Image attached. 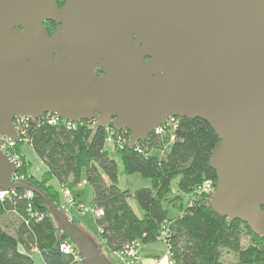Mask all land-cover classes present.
<instances>
[{"label": "water", "instance_id": "95a60500", "mask_svg": "<svg viewBox=\"0 0 264 264\" xmlns=\"http://www.w3.org/2000/svg\"><path fill=\"white\" fill-rule=\"evenodd\" d=\"M58 1L0 0V136L17 143L14 117L49 113L134 147L170 116L201 120L217 137L209 208L264 236V0ZM17 170L0 150V191L34 192ZM36 193L83 264H112Z\"/></svg>", "mask_w": 264, "mask_h": 264}, {"label": "trees", "instance_id": "16d2710c", "mask_svg": "<svg viewBox=\"0 0 264 264\" xmlns=\"http://www.w3.org/2000/svg\"><path fill=\"white\" fill-rule=\"evenodd\" d=\"M90 124L67 130L61 125L29 122L27 142L45 171L38 178L31 174V162L22 153L24 143L17 142L14 151L21 160L17 175L34 192L29 200L24 197L26 190H15L0 199V264H33L32 249L51 250L68 240L36 192L60 208V191L52 182L72 192L83 170L85 183L93 189L91 210L101 211L95 217L96 244L104 256L127 242L163 241L161 231L166 230L173 264H264V236L254 235L238 220L227 222L217 216L208 206V196L193 193L204 180L215 184L208 158L217 137L207 123L181 118L175 140L164 154L156 150L148 153L146 149L157 146L150 137L130 147L127 132L121 149L110 147L118 154L125 175L138 174L151 182L150 187L132 193L142 217L129 205L128 191L117 186L118 167L109 156L105 129L91 128ZM175 179L176 194L171 188ZM181 195L191 204H183Z\"/></svg>", "mask_w": 264, "mask_h": 264}, {"label": "built area", "instance_id": "2783aa9c", "mask_svg": "<svg viewBox=\"0 0 264 264\" xmlns=\"http://www.w3.org/2000/svg\"><path fill=\"white\" fill-rule=\"evenodd\" d=\"M180 119L179 117L170 116L165 119L164 123L160 124L158 127L153 129L152 133L148 135L147 140L149 137L151 139H154L157 142V146H151L149 149H146L149 153V151L156 150L160 152L161 154H164L165 151L168 149V147L174 142L176 137V132L180 128ZM35 121L36 124H45L48 126H62L66 128L67 130H74L77 125H83L89 122L90 127L94 128L95 124L93 121H80L78 123H74L71 121L63 120L59 117H57L54 114H43L39 118H31V117H14L12 120V127L17 134L19 141H23L24 144L28 145L27 138H26V130L28 128L29 122ZM106 131V137H105V144L111 145L116 149H121L122 146L126 143V131L124 130H116L114 127L109 126L105 128ZM129 139V138H128ZM146 140V141H147ZM18 141V142H19ZM16 142L13 140L8 139L7 137L0 136V150L7 156L8 160L17 168L21 165V160L19 155L14 151ZM138 152H141L139 148L137 149ZM20 179H22L21 176L17 175V172L11 175V180L13 182H20ZM214 190V183L212 180L207 179L204 180L200 185H198L193 193L198 195H204L209 196L210 193H212ZM14 194V191H0V199H2L4 196ZM24 197L26 200H29L32 198V192L27 191L24 194ZM188 204H191L189 201ZM73 200L71 193L68 190H64L63 192V199L60 204V208L63 211H66L70 209L71 206H73ZM29 207V205H28ZM93 212V211H92ZM95 217L101 215V211L93 212ZM161 237L164 238L163 242L166 245V230L161 231ZM137 242L131 241L125 243L119 250L113 251L112 255L116 259L117 264H138L139 257L137 253ZM167 247V245H166ZM59 250L64 254L69 255H77V250L75 249L74 245L69 241L66 240L59 245ZM168 250V247H167ZM169 254V252H168ZM171 264H173L171 262Z\"/></svg>", "mask_w": 264, "mask_h": 264}, {"label": "rangeland", "instance_id": "374dc122", "mask_svg": "<svg viewBox=\"0 0 264 264\" xmlns=\"http://www.w3.org/2000/svg\"><path fill=\"white\" fill-rule=\"evenodd\" d=\"M23 147H26L28 149L30 148L26 144H24ZM110 147H113V146L107 145V150L109 151V156L116 161L117 167H118V182H117V186L121 190H127L128 191L129 195L127 197V200H128L129 205L131 206L132 210L134 211V213L138 217H142V211L140 210L139 206L137 205V203L133 199L132 193L138 188L150 187L151 182H150L149 179L143 178V177H141L138 174L125 175L122 172V164H121V161L119 159L118 154L113 152ZM39 167H40V169L44 168L42 165H40V163L34 162V164H31V168H33L35 170H38ZM83 180H84V170L81 173L80 183L78 185L74 186L72 192L69 189H67V188L61 187V189H60V198H61V202H62L64 190H68L71 193L74 205L71 206L70 209L64 211L65 214L70 219L71 218L74 219L75 222H77V224L80 227V229L93 242H96L97 225L95 223V215L92 212L91 207H90L91 206V201H92V198H93V189H92L91 185L86 184ZM176 180L177 179H175V180H173L171 182V188H172V191H173L174 194H176V189H175L176 188V185H175ZM181 198H182V203L183 204H186L188 202V199L186 198V196L181 195ZM76 201L77 202L79 201L81 205L79 206V203H77ZM61 202H60V204H61ZM169 203H170L169 201L165 202L166 206ZM77 204H78V206H77ZM169 209H170V207H169ZM174 213L175 212L171 213V215L173 216ZM246 241H247V238L244 239L243 243L245 244ZM160 243L163 244L162 246H165V244L163 242L160 241ZM105 256H107L114 264H117V261L113 257L112 253L110 255L106 254Z\"/></svg>", "mask_w": 264, "mask_h": 264}, {"label": "crops", "instance_id": "0c3cea01", "mask_svg": "<svg viewBox=\"0 0 264 264\" xmlns=\"http://www.w3.org/2000/svg\"><path fill=\"white\" fill-rule=\"evenodd\" d=\"M22 153L25 157L31 162V164L40 163L44 168L35 170L31 168V174L38 178L45 171V166L42 162L35 156L33 151L29 148L23 147ZM37 160V161H36ZM38 168V167H37ZM84 181V180H83ZM85 182V181H84ZM52 184L59 189L60 186L56 181H53ZM77 202V201H76ZM79 206L81 205L78 201ZM98 235V228H97ZM97 238V237H96ZM59 245L57 244L51 250L38 251L32 249L31 259L33 264H83L78 255H69L64 254L59 250ZM163 244L160 241H155L149 244H139L137 246V253L139 257L138 264H171V260L168 254L167 247L162 246Z\"/></svg>", "mask_w": 264, "mask_h": 264}, {"label": "flooded vegetation", "instance_id": "af4514ba", "mask_svg": "<svg viewBox=\"0 0 264 264\" xmlns=\"http://www.w3.org/2000/svg\"><path fill=\"white\" fill-rule=\"evenodd\" d=\"M63 3H64V0H59L58 1V7L60 8L63 5ZM58 26L59 25L56 24L53 21H46V22L43 23V27L47 31L49 36H52L55 33V31L58 28Z\"/></svg>", "mask_w": 264, "mask_h": 264}]
</instances>
